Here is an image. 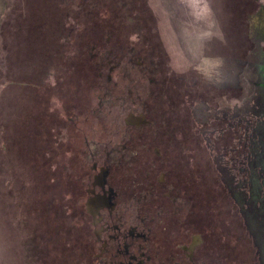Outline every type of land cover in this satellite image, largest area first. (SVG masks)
Instances as JSON below:
<instances>
[{
    "label": "rangeland",
    "instance_id": "rangeland-1",
    "mask_svg": "<svg viewBox=\"0 0 264 264\" xmlns=\"http://www.w3.org/2000/svg\"><path fill=\"white\" fill-rule=\"evenodd\" d=\"M107 165L167 173L206 264H264V0H0V264H91Z\"/></svg>",
    "mask_w": 264,
    "mask_h": 264
},
{
    "label": "flooded vegetation",
    "instance_id": "flooded-vegetation-1",
    "mask_svg": "<svg viewBox=\"0 0 264 264\" xmlns=\"http://www.w3.org/2000/svg\"><path fill=\"white\" fill-rule=\"evenodd\" d=\"M124 149L127 150L128 147L125 145ZM133 154L130 155L129 162L125 161L127 165L134 162ZM158 164L157 161L149 167L157 166V169L161 168L163 171ZM162 164L164 165L165 162ZM92 168L93 173L94 166ZM102 170L106 173L103 171V176L99 175L100 178L97 175L99 180L92 182L90 190L93 194L85 203L86 210L91 216H94L95 210H98L95 219L99 222L90 223L94 249L91 264H206L198 252L200 243L194 241L191 243V237L186 234L187 229L190 228V219L182 222L184 223L182 236L179 230L176 231L180 229L178 221H169L167 227L162 221L168 217L165 215L167 211L170 214L182 210H176L179 199L172 197L176 185L170 182L167 173H159L161 170L156 173L154 170L148 172L147 183L150 185V190L146 192L141 191V186L135 184L131 187L123 185L122 198L116 190L117 185L113 184L114 181L111 179L109 165ZM162 175L164 178L160 181ZM101 203L104 204V208L99 213L98 206H101ZM130 215L133 216L132 220L128 218ZM170 223H175L173 229H176L173 233L170 230ZM95 224L97 228L93 227ZM165 229L169 232L167 230L164 235ZM175 235L177 237L170 239ZM187 237L188 239L185 240ZM178 239L183 240L179 243ZM168 242L170 247L165 252Z\"/></svg>",
    "mask_w": 264,
    "mask_h": 264
},
{
    "label": "trees",
    "instance_id": "trees-1",
    "mask_svg": "<svg viewBox=\"0 0 264 264\" xmlns=\"http://www.w3.org/2000/svg\"><path fill=\"white\" fill-rule=\"evenodd\" d=\"M39 1L41 2V0H39ZM46 5H48L47 2H46Z\"/></svg>",
    "mask_w": 264,
    "mask_h": 264
}]
</instances>
